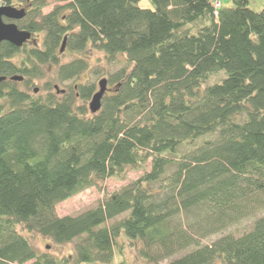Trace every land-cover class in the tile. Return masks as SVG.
I'll list each match as a JSON object with an SVG mask.
<instances>
[{"label":"trees","instance_id":"obj_1","mask_svg":"<svg viewBox=\"0 0 264 264\" xmlns=\"http://www.w3.org/2000/svg\"><path fill=\"white\" fill-rule=\"evenodd\" d=\"M53 1L64 5L43 14L51 0H32L18 22L42 46L0 49V264H129L120 234L157 264L180 253L167 264H264V216L240 236L201 243L264 205V9L252 0L218 9L213 0ZM90 48L125 62L96 114L86 105L95 83L54 89L90 69L81 57ZM66 54L79 57L60 65ZM132 171L144 174L100 206L51 215ZM37 234L73 244V255L40 251Z\"/></svg>","mask_w":264,"mask_h":264},{"label":"rangeland","instance_id":"obj_2","mask_svg":"<svg viewBox=\"0 0 264 264\" xmlns=\"http://www.w3.org/2000/svg\"><path fill=\"white\" fill-rule=\"evenodd\" d=\"M4 0H0V4L5 6ZM52 4L46 7L43 10V14L50 13L55 7L58 5H64L62 3H59L57 1L51 0ZM223 4H228V0H222ZM16 6V5H14ZM139 6L142 8H150L151 3L149 0H141L139 2ZM18 7V6H16ZM251 8H253L256 11H261L264 9V0H252L251 1ZM6 22H10V20H5ZM38 40V44L42 46V38H38L35 36ZM30 47H33L32 45H29ZM20 55V54H19ZM20 57V56H19ZM18 56L15 58H19ZM76 57H79V55H70L66 54L64 55L61 60L59 61L60 65H64L66 63H69L70 61L74 60ZM81 57H86L90 61V69L84 73L78 80H72L70 82L62 83V84H56L58 85L62 90H68L70 85L72 83H75L77 85H85V84H96V91L99 89L98 82L101 79H108L112 74H114L117 70L122 68L125 64L124 58H121V62L116 63L115 61L110 63L107 58H105V55L97 50H94L93 48H90L87 53H84ZM56 67L51 66L50 71H55ZM52 73V72H51ZM221 75L213 76L209 82V84H213L214 82L218 81L220 79ZM54 79L53 73L50 74L49 78L47 80L51 81ZM47 81L42 80L36 83L33 87V89H38L40 93L41 86L44 85ZM110 87L111 91L114 89V86H112L110 83L108 85ZM90 100L87 102V107L89 106ZM80 105H83V103H80ZM151 162L147 165V172L151 171ZM144 172H130L128 174V177L124 181H120L117 179H108L104 183L101 184L100 187H93L88 190H85L84 192L80 193L79 195L68 199L67 201H64L57 205L55 209L52 211V214L54 217L61 218L65 216H76L81 213H84L86 211H89L90 209L96 208L100 206L101 203H103L106 199H109L111 196L115 195L116 193L121 192L125 187L132 184L134 181L138 180ZM261 201L264 202V197L259 196ZM258 197V198H259ZM127 214H123L122 216L118 217L115 220L109 221L107 223V226L110 227L112 225H115L116 222L122 220L126 217ZM264 216V205L260 206L256 212L252 216H249L247 218H244L234 225L220 231L219 233L209 236L206 239L202 240L201 243L203 245L212 244L216 240L220 239L223 236H226L228 234H233L235 236H240L244 234L245 232H248L254 222L259 219L260 217ZM34 237V238H33ZM30 240L34 244L35 247H37L40 251H50L51 253L57 255L60 258L71 256L74 252V245H65V246H54L52 242L48 239L40 237L38 234L30 236ZM118 243L121 246V252L123 254V257L126 259V261L129 264H157L154 262H149L145 258H143L140 254L142 244L139 241H133L128 239L124 234H120L118 237ZM53 246V248L51 247ZM186 253V252H185ZM183 253H180L179 255H176L172 259H168L165 261H161L159 264H167L169 261L182 256ZM95 264H101V263H95Z\"/></svg>","mask_w":264,"mask_h":264},{"label":"water","instance_id":"obj_3","mask_svg":"<svg viewBox=\"0 0 264 264\" xmlns=\"http://www.w3.org/2000/svg\"><path fill=\"white\" fill-rule=\"evenodd\" d=\"M26 16V10L17 9L13 6H2L0 7V49L1 45L4 42L11 44L16 48H22L32 37L30 32L21 30L18 25L15 23L16 20H22ZM5 20H10L6 22ZM67 37H65L60 52L63 54L66 49ZM7 78L1 77L0 83L5 81ZM11 81L22 82L23 77L13 76L10 78ZM99 90L96 91L90 102L89 110L92 114L98 113L102 108V100L106 93L111 91L108 88V79L104 78L98 82ZM57 94H64L65 90H61L58 85L54 87ZM39 90L35 89V93H38Z\"/></svg>","mask_w":264,"mask_h":264},{"label":"flooded vegetation","instance_id":"obj_4","mask_svg":"<svg viewBox=\"0 0 264 264\" xmlns=\"http://www.w3.org/2000/svg\"><path fill=\"white\" fill-rule=\"evenodd\" d=\"M32 0H26V3H18L16 6H18V7H16V6H13V7H15V8H17V9H19V10H21V9H24V10H26V16H27V12H28V9L31 7V5H30V2H31ZM3 5H1L0 7H2ZM5 6H7V5H5ZM52 12V11H51ZM50 12V13H51ZM49 14V13H48ZM26 16L22 19V20H24L25 18H26ZM22 20H16L15 21V23L18 25V22H20V21H22ZM32 34V33H31ZM35 36H37L36 34H32V37H31V39L23 46V47H28L29 45H32V46H35V45H37L38 44V39L35 37ZM38 38H40V36H37ZM22 47V48H23ZM30 47V46H29ZM109 89H110V87H109ZM66 92V91H65Z\"/></svg>","mask_w":264,"mask_h":264},{"label":"built area","instance_id":"obj_5","mask_svg":"<svg viewBox=\"0 0 264 264\" xmlns=\"http://www.w3.org/2000/svg\"><path fill=\"white\" fill-rule=\"evenodd\" d=\"M213 5L216 9H218L222 5V3L220 0H213Z\"/></svg>","mask_w":264,"mask_h":264}]
</instances>
